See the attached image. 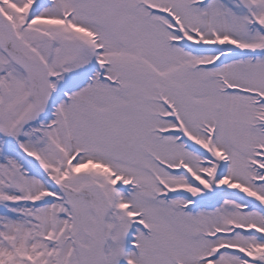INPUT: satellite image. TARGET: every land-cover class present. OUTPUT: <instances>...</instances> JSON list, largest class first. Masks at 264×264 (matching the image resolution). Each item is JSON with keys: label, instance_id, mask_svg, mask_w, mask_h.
Returning a JSON list of instances; mask_svg holds the SVG:
<instances>
[{"label": "snow or ice", "instance_id": "snow-or-ice-1", "mask_svg": "<svg viewBox=\"0 0 264 264\" xmlns=\"http://www.w3.org/2000/svg\"><path fill=\"white\" fill-rule=\"evenodd\" d=\"M0 264H264V0H0Z\"/></svg>", "mask_w": 264, "mask_h": 264}]
</instances>
